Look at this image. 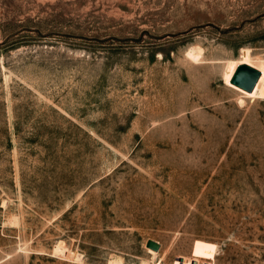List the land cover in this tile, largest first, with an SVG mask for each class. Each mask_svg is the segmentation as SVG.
Segmentation results:
<instances>
[{
	"label": "rangeland",
	"instance_id": "374dc122",
	"mask_svg": "<svg viewBox=\"0 0 264 264\" xmlns=\"http://www.w3.org/2000/svg\"><path fill=\"white\" fill-rule=\"evenodd\" d=\"M263 60L264 0H0V264H264Z\"/></svg>",
	"mask_w": 264,
	"mask_h": 264
},
{
	"label": "water",
	"instance_id": "95a60500",
	"mask_svg": "<svg viewBox=\"0 0 264 264\" xmlns=\"http://www.w3.org/2000/svg\"><path fill=\"white\" fill-rule=\"evenodd\" d=\"M260 76L261 71L258 68L248 63H241L238 65L235 73L233 74L231 82L242 89L252 91L255 88ZM146 246L155 251H158L161 248L160 242L153 239H148Z\"/></svg>",
	"mask_w": 264,
	"mask_h": 264
},
{
	"label": "bare ground",
	"instance_id": "6f19581e",
	"mask_svg": "<svg viewBox=\"0 0 264 264\" xmlns=\"http://www.w3.org/2000/svg\"><path fill=\"white\" fill-rule=\"evenodd\" d=\"M258 69L261 71V76L259 78L260 80V87L256 94V96L264 95V60L259 64ZM262 97V96H261ZM60 247V246H59ZM58 249V248H57ZM60 250V249H59ZM151 253L156 254L157 252L153 249H148ZM77 257L79 258V255L77 254ZM121 264V263H120Z\"/></svg>",
	"mask_w": 264,
	"mask_h": 264
}]
</instances>
